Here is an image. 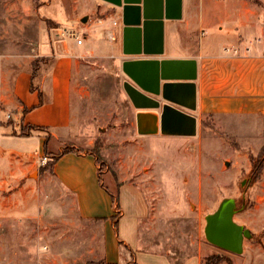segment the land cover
Instances as JSON below:
<instances>
[{
  "label": "crops",
  "instance_id": "0c3cea01",
  "mask_svg": "<svg viewBox=\"0 0 264 264\" xmlns=\"http://www.w3.org/2000/svg\"><path fill=\"white\" fill-rule=\"evenodd\" d=\"M67 1L65 16L54 21L79 31L81 45L49 29L29 59L0 55V166L8 163L11 181L29 190L37 180L42 187L53 185L72 198L78 218L99 222L106 263L129 264L134 254L136 264H176L166 253L141 250V224L155 217L158 207L146 198L141 182L146 176L123 173V163H138L142 155L126 154L133 149L144 154L145 147H155L153 138L175 142L173 146L196 143L210 120L241 148L257 153L264 146V0H131L139 6L140 22L129 25L123 8L108 1ZM37 59L40 66L33 77ZM100 61L123 87V110L117 112L130 126L118 130L120 142H133L120 147L119 162L102 151L107 181L95 156L81 148L91 150L97 136L106 146L111 133L102 130L94 139H83L80 133L93 129L78 120L87 109L91 115L112 112L100 94L108 78L88 70ZM127 84L141 96L132 98ZM67 146L75 151L32 179L39 172L33 161L47 147L56 156ZM206 161L202 151L199 164ZM260 184L264 191V170ZM257 185L253 191L260 200ZM111 194H118L121 206L118 233ZM252 212L250 230L256 231L264 204H256ZM178 264L202 263L194 256Z\"/></svg>",
  "mask_w": 264,
  "mask_h": 264
},
{
  "label": "rangeland",
  "instance_id": "374dc122",
  "mask_svg": "<svg viewBox=\"0 0 264 264\" xmlns=\"http://www.w3.org/2000/svg\"><path fill=\"white\" fill-rule=\"evenodd\" d=\"M66 1L0 0V55H20L27 60L40 49L49 29H56L53 30L55 34L59 29L71 28L65 23L61 27L54 21L65 16ZM256 2L262 5L260 1ZM93 66L88 68L92 76L103 75L109 80L106 90L100 94L104 103L109 102L113 109L110 115H91V109L84 110L86 113L78 120L88 122L93 132L85 131L80 136L94 139L98 132L108 131L111 133L109 144L105 146L97 136L91 150L96 147L101 155L103 150H107L108 155L119 162L120 147L133 143L131 140L120 142L123 136L118 132L123 126H130V121L126 118L123 122V116L117 112L118 109L123 110V87L119 82L116 84L115 74L104 69L101 61ZM203 127V135L197 137L196 143L189 145L187 141L173 146L175 142L153 138L151 143L155 147H145L147 152L144 154L134 149L126 154L130 158L142 155L138 163H123V173L131 176L134 171L146 176L141 181L146 198L151 207H158V212H154L157 215L141 224L139 246L141 250L166 253L176 264L194 256H200L202 264H206L210 257L225 258L226 262L222 264H264L263 212L256 216V231L250 230L254 224L251 210L256 204H264V191L259 189L263 172L254 185L249 186L248 182L252 159L258 157L264 146L254 153V149L241 148L224 135L212 125L211 120ZM47 150L48 147L38 161H33L34 169L39 172L32 179L37 180L44 171L50 170V159L54 155ZM202 151L207 156L205 164H199ZM0 167V264H108L103 228L99 222L78 218L72 198L60 194L58 189L54 190L53 185L42 187L37 180L31 191L23 183L17 185L11 181L8 163H1ZM107 168L105 165L102 169L105 181ZM255 185L258 186L260 200L256 199V191H253ZM227 198L236 201L238 211L234 222L250 232L244 238L240 253L214 245L206 235L208 217ZM133 255L129 264H136Z\"/></svg>",
  "mask_w": 264,
  "mask_h": 264
},
{
  "label": "water",
  "instance_id": "95a60500",
  "mask_svg": "<svg viewBox=\"0 0 264 264\" xmlns=\"http://www.w3.org/2000/svg\"><path fill=\"white\" fill-rule=\"evenodd\" d=\"M117 7L123 8L125 24H139V6L131 0H105ZM131 18L133 21H131ZM129 71V69H127ZM127 93L134 98L141 93L130 85H126ZM234 199H224L217 211L208 217L206 228L207 239L214 245L234 253H240L243 249L245 236L250 235L248 230L234 222L236 210Z\"/></svg>",
  "mask_w": 264,
  "mask_h": 264
},
{
  "label": "trees",
  "instance_id": "16d2710c",
  "mask_svg": "<svg viewBox=\"0 0 264 264\" xmlns=\"http://www.w3.org/2000/svg\"><path fill=\"white\" fill-rule=\"evenodd\" d=\"M50 24V21H48V25ZM39 61V60H38ZM38 69V63L37 61H35L33 63V77L36 76V71ZM46 148V146H45ZM71 151H75L74 148L72 147H67L65 148V150L63 151V153L54 156L50 159V163H49V168L51 169L53 168V165L59 160V158ZM84 152V150H81ZM88 153H91L95 156L97 163L100 166V172L102 173V169L103 167L106 165V162L104 160V158L102 157V155L100 154V150L96 147L94 150H90L87 151ZM264 170V147L262 149V151L260 152V154L258 155V157L252 159V171L250 174V178H249V186L254 185L260 178L262 175V172ZM111 198H112V203H113V209L115 211H117V214L112 218V220L115 222V229H116V233H118V224H117V218L119 217L120 213H121V206H120V201H119V196L118 194H111ZM236 210L238 211V208L236 206ZM223 262H226L225 258H217V257H210L206 260V264H222ZM88 264H95V263H88Z\"/></svg>",
  "mask_w": 264,
  "mask_h": 264
},
{
  "label": "built area",
  "instance_id": "2783aa9c",
  "mask_svg": "<svg viewBox=\"0 0 264 264\" xmlns=\"http://www.w3.org/2000/svg\"><path fill=\"white\" fill-rule=\"evenodd\" d=\"M55 35L58 38H63V37L73 38L78 45H81L83 43V35L79 31H76V30L62 28V29H59L57 33H55ZM258 42H260V39H257L255 41V43H258ZM43 164H46V162H44Z\"/></svg>",
  "mask_w": 264,
  "mask_h": 264
}]
</instances>
